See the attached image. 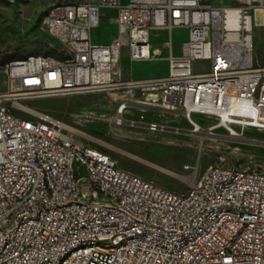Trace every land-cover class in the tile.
<instances>
[{
  "label": "built area",
  "instance_id": "obj_1",
  "mask_svg": "<svg viewBox=\"0 0 264 264\" xmlns=\"http://www.w3.org/2000/svg\"><path fill=\"white\" fill-rule=\"evenodd\" d=\"M225 6L213 0H56L45 19L49 34L60 43L57 52L73 61L35 57L9 60L6 89L0 93V264H54L61 250L96 238L99 249L68 259L66 264H264V172L210 166L200 183L177 193L120 168L106 152L79 139L64 122L46 112L17 115L8 102L94 95L113 100L110 121L117 125L144 123L146 114L182 118L191 131L212 134L249 128L264 129V67L254 59L253 8L264 0H233ZM110 23L116 33L96 42L94 30ZM187 30L176 53L172 32ZM168 32V53L154 47V32ZM132 63L164 59L166 75L125 77L122 57ZM201 62V63H198ZM137 114V121H129ZM162 128V126H161ZM196 133V132H194ZM54 163L57 180H48ZM44 181L35 188V171ZM85 174L102 177L101 188L126 184L135 199L105 200ZM213 176V185H205ZM225 182L223 196L215 185ZM47 191L48 202L35 207V194ZM202 195L200 205H188ZM140 203L161 212V220L142 219ZM190 211V219L166 224L167 212ZM216 213L213 226L201 229L197 241L179 246V253L132 239L148 229L178 244L189 226Z\"/></svg>",
  "mask_w": 264,
  "mask_h": 264
},
{
  "label": "rangeland",
  "instance_id": "obj_2",
  "mask_svg": "<svg viewBox=\"0 0 264 264\" xmlns=\"http://www.w3.org/2000/svg\"><path fill=\"white\" fill-rule=\"evenodd\" d=\"M56 0H0V93L6 89V63L30 53L61 56L60 43L46 28L50 4ZM218 5H233V0H213ZM254 59L264 67V8H253ZM116 29L107 22L94 30L96 42H109ZM187 37L184 28L172 32L174 51H180ZM168 32H154L152 43L167 55ZM201 63V62H198ZM125 77L145 78L166 75L164 59L132 63L126 51L122 57ZM94 95L62 100L48 98L8 102L13 113L32 117V112L49 113L71 128L84 142L108 153L117 165L177 193H186L210 166L259 170L264 172V129L249 128L240 137L224 132L209 134L191 131L180 117L146 114L162 128L144 123L117 125L110 121L113 100ZM137 121V114H129Z\"/></svg>",
  "mask_w": 264,
  "mask_h": 264
},
{
  "label": "bare ground",
  "instance_id": "obj_3",
  "mask_svg": "<svg viewBox=\"0 0 264 264\" xmlns=\"http://www.w3.org/2000/svg\"><path fill=\"white\" fill-rule=\"evenodd\" d=\"M49 15L50 12L46 19H48ZM50 35L52 36V34ZM73 55H75V48H68V54H62L61 56L48 55V57H53L55 61H73ZM35 57H46V54H35ZM160 127V124L154 123V129H159ZM193 132L212 134L210 131L202 129ZM228 134L232 137H236V131H228ZM46 174L48 180H57L54 163H47ZM243 174L244 169L236 168V175ZM43 181L44 169H37V171H35V188H40ZM85 181L88 182L91 187L99 188V196L105 197V200H115L118 197L122 199H135L134 189L130 186H126V184H119V187L114 189L101 188L102 177L94 176L93 174H85ZM196 183H200V179ZM205 185H213V176H206ZM223 190H225V182H218V184L215 185V196H223ZM47 202V191H40L38 194H35V207H43ZM201 203L202 195H191L188 198V205H200ZM140 210H147V203H140ZM142 219L161 220V212L154 210L144 211L142 212ZM181 219H190V211L167 212L166 224H180ZM216 221V213L205 214V217L201 219V221H198V226H189L184 237L178 239V244H172L171 238L165 235H154V233L148 231V229H137V231L132 232V239L145 242L146 244H154L158 247L170 248V253H179V246H190L191 241H197V237H200L201 229H205L206 226H213ZM88 246L91 249H99V255H107V247H101V242H99L98 239L89 238L88 241H80L79 243L71 244L67 250H61L60 253L54 257V264H66L68 259H75L76 255L85 254L88 250Z\"/></svg>",
  "mask_w": 264,
  "mask_h": 264
},
{
  "label": "crops",
  "instance_id": "obj_4",
  "mask_svg": "<svg viewBox=\"0 0 264 264\" xmlns=\"http://www.w3.org/2000/svg\"><path fill=\"white\" fill-rule=\"evenodd\" d=\"M178 29H181V28H178Z\"/></svg>",
  "mask_w": 264,
  "mask_h": 264
}]
</instances>
